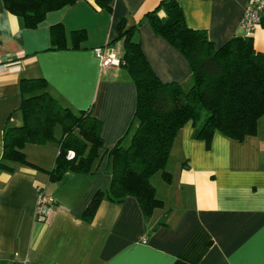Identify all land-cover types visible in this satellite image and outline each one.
<instances>
[{"label": "crops", "instance_id": "1", "mask_svg": "<svg viewBox=\"0 0 264 264\" xmlns=\"http://www.w3.org/2000/svg\"><path fill=\"white\" fill-rule=\"evenodd\" d=\"M161 0H111V10L95 0H76L46 13L33 29L23 28L0 0V158L8 116L21 123L20 80L43 77L48 92L78 112L90 110L101 122L103 147L127 144L134 129L135 84L122 66L102 67L94 49L107 48L120 58L117 23L140 22L141 48L153 71L165 82L188 87L191 67L186 57L157 35L145 19ZM187 25L202 29L217 47L240 26L245 0H178ZM61 23L66 44L72 30L83 28L78 48H51L50 27ZM264 52V24L251 34ZM188 120L174 136L167 169L151 183L163 207L145 217L133 196L115 203L104 197L91 221L82 218L97 190L111 182L108 154L93 173H68L51 181L58 152L56 141L26 144L27 159L36 167L16 164L0 168V262L28 259L30 264H264V115L256 132L241 139L215 130L210 142L193 136ZM60 136V135H59ZM58 136V137H59ZM54 204L44 221L35 218L37 190ZM146 236V242H141Z\"/></svg>", "mask_w": 264, "mask_h": 264}, {"label": "trees", "instance_id": "2", "mask_svg": "<svg viewBox=\"0 0 264 264\" xmlns=\"http://www.w3.org/2000/svg\"><path fill=\"white\" fill-rule=\"evenodd\" d=\"M2 1L23 28L33 29L47 12L76 0ZM110 2L95 0L108 11ZM145 19L157 35L186 57L191 67L190 84L185 87L162 81L141 48V23L121 19L111 43L121 42L119 65L128 71L137 91L135 126L127 144L119 141L105 149L100 120L90 110L75 112L60 104L48 92L43 77L20 80L17 110L21 123L11 124V113L3 129L0 168L8 171L19 163L36 167L24 152L29 143L58 144L55 163L48 171L51 181H61L70 172L93 173L97 162L108 154L111 182L89 200L82 214L87 222L104 197L120 203L133 196L145 217L163 207L151 178L160 173L164 180H170L171 173L166 168L172 142L188 120L193 121V136L208 143L215 130L235 139L254 134L258 119L264 115V52L254 47L251 35L234 36L217 47L204 30L187 25L178 0H161L145 14ZM50 35L51 48H78L86 39L83 28L74 29L71 44L67 45L61 23L50 27ZM56 125L61 128L59 137L55 135ZM69 150L74 152L72 158L67 157Z\"/></svg>", "mask_w": 264, "mask_h": 264}, {"label": "built area", "instance_id": "3", "mask_svg": "<svg viewBox=\"0 0 264 264\" xmlns=\"http://www.w3.org/2000/svg\"><path fill=\"white\" fill-rule=\"evenodd\" d=\"M245 9L240 23L241 28L246 35H251L256 27L264 21V0H245ZM96 55L100 59L102 67L118 65L119 57L108 51L107 48L96 47L94 49ZM7 60L0 61V72L5 71L8 67ZM74 152L69 150L67 157L72 158ZM54 201L52 196L46 193L43 188L37 190L36 206H35V218L38 221H44L53 207ZM141 242H146V236H142ZM12 264H30L28 259L20 261H13Z\"/></svg>", "mask_w": 264, "mask_h": 264}, {"label": "rangeland", "instance_id": "4", "mask_svg": "<svg viewBox=\"0 0 264 264\" xmlns=\"http://www.w3.org/2000/svg\"><path fill=\"white\" fill-rule=\"evenodd\" d=\"M55 135H56V137H58L59 135H60V133H61V128H60V126L59 125H56L55 126ZM167 169V168H166ZM168 170V169H167ZM170 171V170H169ZM156 174H159V173H156Z\"/></svg>", "mask_w": 264, "mask_h": 264}]
</instances>
